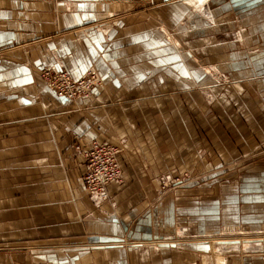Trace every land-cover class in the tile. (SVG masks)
Segmentation results:
<instances>
[{
    "label": "crops",
    "instance_id": "0c3cea01",
    "mask_svg": "<svg viewBox=\"0 0 264 264\" xmlns=\"http://www.w3.org/2000/svg\"><path fill=\"white\" fill-rule=\"evenodd\" d=\"M196 3L0 0V264H264L263 235H230L264 232V161L213 173L264 104V0ZM47 66L102 83L58 97ZM198 96L243 113L199 128ZM93 141L120 148L106 199L84 185Z\"/></svg>",
    "mask_w": 264,
    "mask_h": 264
},
{
    "label": "rangeland",
    "instance_id": "374dc122",
    "mask_svg": "<svg viewBox=\"0 0 264 264\" xmlns=\"http://www.w3.org/2000/svg\"><path fill=\"white\" fill-rule=\"evenodd\" d=\"M87 74H90V76L92 75L99 80V83L97 84V86L101 85L102 78L96 69H94V68L89 69L82 77H85ZM261 75H264V72H262ZM82 77H80V78H82ZM80 78H74V79H80ZM223 79L224 78H219L220 81L221 80L223 81ZM228 80L232 81L231 78H229ZM199 91L201 93H203V96L205 98L207 95L208 96L211 95L210 89L200 88ZM219 91L220 90H217L218 94L220 93ZM92 93H93V91H92ZM92 93L90 94V96L92 95ZM198 97H199V99H198L199 101L197 104V109L195 111H190V112H192V117H196V120L194 119V123L196 125L198 124L197 127H199V128L208 127V126L215 127V128H220V127L226 128V126H228L227 121H225V120L223 121L222 116L220 114L221 110H223L225 108H227L229 110L230 114L235 115L236 112H238L240 115L243 113V111H242L243 108H241L240 105L238 106L237 104H235L231 100L228 102L229 103L228 106L226 104L227 103L226 100L221 101L220 99L215 100L214 103L211 105H210V103H208L209 105H207L205 98H204L205 100H202V97H200V96H198ZM78 99H80V98H78ZM254 105H255V103L252 102V104L250 106L252 107L253 110L258 112L259 118L255 117L254 119L250 120L248 123L245 120V118L242 115H240L242 117V120L247 125L246 130L245 129L243 130V134H245L243 137L245 139L244 143L248 144V145H245L246 146L244 149L245 151L243 149H241L243 145L235 143V141H233L231 146L233 147L232 151H234V152L232 154H239L238 159H236V158L229 159V157H228L227 161L221 160L222 162L221 161L220 162L222 163V165L219 166L218 160L215 158L213 161V162H215L214 163L215 170L213 172L215 175H223V174L226 175L227 172H229V174H231L233 172H237L239 169L240 170L246 169L247 166H249V164H251L255 161H264V104L257 102L256 103L257 109H254ZM183 107H184L183 112L189 111L191 108L185 104H183ZM188 116H189V113H188ZM250 118L251 117H247L248 120ZM212 120L214 122H212ZM253 121L255 122V125L253 124V126H252V125H250V123ZM249 125L251 126V128L249 127ZM230 131L232 132V130H230ZM251 132H254L255 135L251 134ZM214 138H216V136H214ZM230 139L233 140L234 138L232 136H230ZM248 141H250V143L252 141L253 145H250L248 143ZM199 162L202 163V166L198 168L199 169L198 173H194V175H192L193 177L201 176L202 175L201 171L203 170L202 172H205V170H206L204 168V165H205L204 158L199 157ZM220 169H225L227 172L218 174ZM170 176H171V179L166 183V185L164 187L166 190L173 188V187L180 186L179 184H183V182H181V181H183V179L186 178L185 176H174V175H170ZM232 231H234V230H232ZM256 234L258 235V237H260L261 235L264 236V232L246 233V232H238L237 230H235L234 233H232L230 235H233L231 237L237 238V236H238V238L240 240L242 238H244L243 240H245V238H247V237H253V236L257 237ZM227 236H229V235H227ZM232 242H235V241H226L224 243H232ZM214 256L216 257L215 262L220 261V260L221 261L224 260L223 255L221 253L217 252L214 254Z\"/></svg>",
    "mask_w": 264,
    "mask_h": 264
},
{
    "label": "built area",
    "instance_id": "2783aa9c",
    "mask_svg": "<svg viewBox=\"0 0 264 264\" xmlns=\"http://www.w3.org/2000/svg\"><path fill=\"white\" fill-rule=\"evenodd\" d=\"M46 84L58 97L69 100L89 97L99 80L87 74L74 79L66 69L47 66L40 70ZM120 148L109 142L93 141L86 152L84 185L91 195L101 199L108 197V186L122 178V165L119 160Z\"/></svg>",
    "mask_w": 264,
    "mask_h": 264
},
{
    "label": "bare ground",
    "instance_id": "6f19581e",
    "mask_svg": "<svg viewBox=\"0 0 264 264\" xmlns=\"http://www.w3.org/2000/svg\"><path fill=\"white\" fill-rule=\"evenodd\" d=\"M190 1V3H199V1H203V0H189ZM188 2V1H187ZM196 3V4H197ZM195 6V5H194ZM206 65V64H205ZM209 72V71H208ZM215 73V72H214ZM120 160V159H119ZM180 183V182H179ZM180 185V184H179ZM224 261V260H223ZM223 261H217V263L216 264H223Z\"/></svg>",
    "mask_w": 264,
    "mask_h": 264
}]
</instances>
